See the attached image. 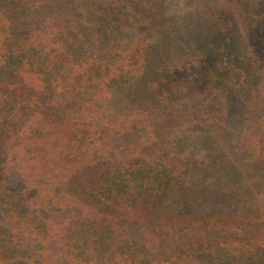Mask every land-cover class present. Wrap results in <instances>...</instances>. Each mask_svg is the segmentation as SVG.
<instances>
[{
  "label": "trees",
  "instance_id": "trees-1",
  "mask_svg": "<svg viewBox=\"0 0 264 264\" xmlns=\"http://www.w3.org/2000/svg\"><path fill=\"white\" fill-rule=\"evenodd\" d=\"M91 1L0 0V264H264V135L227 126L264 118V0H222L191 55Z\"/></svg>",
  "mask_w": 264,
  "mask_h": 264
},
{
  "label": "rangeland",
  "instance_id": "rangeland-1",
  "mask_svg": "<svg viewBox=\"0 0 264 264\" xmlns=\"http://www.w3.org/2000/svg\"><path fill=\"white\" fill-rule=\"evenodd\" d=\"M230 4H240L241 6L247 5V2L252 0H226ZM92 5H88V9L90 8L89 13L90 17L93 16L96 18H100L106 13H111L113 10L112 4L109 3V0H92ZM222 4V0H140L139 2L134 3V12L130 13L124 8L119 10L118 16L125 22L122 18V15H134L137 13V17H141L143 21L147 24V37L152 38V43L156 42V39L159 41H163V44L169 50L177 45L176 48H183L185 51V55H191L194 52H191V49L186 47L188 43L192 42L195 45L198 43L199 45H203L204 41H207L210 38V29L211 25L216 19V11L217 7ZM116 8V7H115ZM135 16V15H134ZM243 20L241 25L238 27V31L235 35V49H239L244 54V49L242 48L249 42L250 35H246V28L249 21V16L246 13L242 14ZM227 22L231 20L230 17H227ZM149 24V26H148ZM155 40V42H154ZM197 42V43H196ZM234 45V46H235ZM154 46V45H152ZM246 49V48H245ZM237 50L238 52H240ZM180 51V50H179ZM246 51V50H245ZM248 52V50H247ZM182 58L180 59L179 66H184L182 62ZM238 59L239 56H238ZM168 59L166 63H168ZM237 63V60L234 62ZM235 66V65H234ZM179 69H182L181 67ZM183 76L182 71L180 72ZM254 71H250L247 73V79L251 83V86L256 82L257 75H254ZM263 74V73H261ZM151 99H155L154 96L150 97ZM237 110V109H236ZM237 112H230L228 114V132L233 133V138L231 139V144L233 147V151H238L240 149V145L242 139L246 138L247 140H251L255 136H263L264 135V118L257 120L255 123H245L242 124L237 121L236 118ZM183 135H193L196 133H191L190 130H187L185 127L180 129ZM248 142V141H247ZM253 142V141H251ZM252 148L255 150H259L261 144L258 142ZM245 144V143H244ZM213 144L210 139L207 137L202 142H193L190 149L186 152L188 157L192 158H205L213 156ZM221 145H223L221 143ZM260 145V146H259ZM215 150V149H214ZM217 151V150H216ZM228 190H215L212 192V196L216 200H224L225 194ZM247 205H237V206H229L228 211L232 213H237L240 211H247Z\"/></svg>",
  "mask_w": 264,
  "mask_h": 264
}]
</instances>
